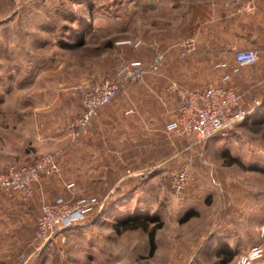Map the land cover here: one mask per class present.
<instances>
[{
	"label": "rangeland",
	"instance_id": "374dc122",
	"mask_svg": "<svg viewBox=\"0 0 264 264\" xmlns=\"http://www.w3.org/2000/svg\"><path fill=\"white\" fill-rule=\"evenodd\" d=\"M131 11L130 0H10L9 12L0 7V172L23 164L21 154L33 160L59 151L60 172L39 181L64 185L63 179H71L75 198L101 201L87 219L60 228L39 250L32 246L31 227L12 226L8 264H222L228 256L226 264H264V119L251 110V119L205 139L164 127L176 110L164 107L151 121L145 107L165 97L176 102L177 95L159 80L160 69L134 82L118 75L122 65L146 54L131 37ZM149 79L158 84L149 86ZM103 80L122 86L86 131L122 126L124 149L136 148L142 157L117 167L123 176L117 187L100 182L98 171L85 178L86 131L76 135L84 101ZM55 96L66 98L51 103ZM254 103L244 106L250 110ZM42 128L52 132L51 140L39 142ZM60 128L71 136L56 138ZM69 157L72 162L65 161ZM0 192L8 198L18 193ZM44 193L45 202L51 201ZM128 217L147 228L132 227Z\"/></svg>",
	"mask_w": 264,
	"mask_h": 264
},
{
	"label": "crops",
	"instance_id": "0c3cea01",
	"mask_svg": "<svg viewBox=\"0 0 264 264\" xmlns=\"http://www.w3.org/2000/svg\"><path fill=\"white\" fill-rule=\"evenodd\" d=\"M130 6L131 37L135 39L137 46L141 43L142 51L146 52L136 60L146 63L158 52L166 55L160 68L164 77L160 81H175L190 89L209 81L237 86L243 94V106L244 102L247 105L260 101L249 107L255 113L254 118L264 119V0H130ZM250 6L251 10L245 9ZM0 7L3 12L5 9L9 12L10 0H0ZM0 22L4 23L5 20ZM188 37L195 39L196 46L193 51L184 53L179 43ZM242 49L257 51L258 58L254 64L238 67L235 54ZM226 73L230 74L227 81L222 79ZM147 82L149 86H153L157 80L149 79ZM58 98L66 97L55 96L51 103ZM177 99L173 102L165 97V101L159 100L157 106V101L154 100L153 106L145 107V111L152 116L150 120L161 116L164 107L173 113L179 105V98ZM105 109L101 110L102 114L107 110ZM171 120H166L164 127ZM58 130H61V135L56 137L58 139L72 134L67 129ZM152 130H159V127L153 126ZM123 131L122 126L98 125L89 127L83 134L82 164L85 178H93L95 171H98L97 178L100 182L113 181L117 187L123 180L121 171L117 174V167L128 160L130 164L137 163L134 159L142 158L136 148L124 149ZM51 134L47 128H42L37 139L39 142L51 140ZM19 158H26L24 163L32 160L24 154ZM65 161L73 160L69 157ZM111 168L115 171L109 172ZM63 181L64 185L59 180L36 182L34 196L27 200L22 199L19 193L8 198L0 192V264H8L6 255L11 246L12 226L17 231L20 227H31L29 229L35 231L36 219L46 199L45 191L49 194L47 198H75V192L69 188L74 181ZM109 192L112 189L107 190L106 194L102 193V196Z\"/></svg>",
	"mask_w": 264,
	"mask_h": 264
},
{
	"label": "built area",
	"instance_id": "2783aa9c",
	"mask_svg": "<svg viewBox=\"0 0 264 264\" xmlns=\"http://www.w3.org/2000/svg\"><path fill=\"white\" fill-rule=\"evenodd\" d=\"M12 1L17 5H24L29 0ZM245 9L251 10L252 7ZM179 46L184 53H189L195 49L196 41L193 37H188L182 40ZM165 58L164 52H158L148 64L134 61L122 65L117 73L124 81H138L148 71H158ZM257 58L258 53L254 49L238 50L235 54L238 67L252 65ZM229 78L228 73L222 76L225 81ZM121 86L122 83L103 80L93 87L84 101L82 115L75 122L79 128L76 135L86 131L92 116L116 96ZM167 89L179 98L175 118L166 125L167 129L177 136L195 135L199 139H205L220 133L225 134L250 117L251 112L243 106V94L237 86L209 81L198 88L190 89L180 86L175 81H169ZM259 103V100L256 101V104ZM132 112V109L128 111ZM59 154L57 151L38 155L32 161L23 164H8L0 172V191L8 195L18 192L24 199L30 198L34 194L33 185L36 181L60 172ZM183 179L184 174L179 181ZM100 204L101 201L96 196H81L75 199L58 197L45 202L37 218L32 246L39 250L58 234L60 228L84 221ZM259 249L257 246L254 250Z\"/></svg>",
	"mask_w": 264,
	"mask_h": 264
},
{
	"label": "trees",
	"instance_id": "16d2710c",
	"mask_svg": "<svg viewBox=\"0 0 264 264\" xmlns=\"http://www.w3.org/2000/svg\"><path fill=\"white\" fill-rule=\"evenodd\" d=\"M126 220H127L126 222H132V224H134V225H131L132 227L147 228V223L145 221L140 220L138 217H128ZM149 236H150V241H151L152 249H153L154 248V238H155V228L154 227L149 231ZM230 258L231 256H228L227 258L223 259L222 264H226L227 261L230 260Z\"/></svg>",
	"mask_w": 264,
	"mask_h": 264
}]
</instances>
